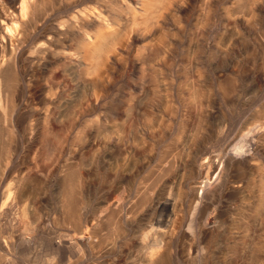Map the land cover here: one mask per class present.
Returning <instances> with one entry per match:
<instances>
[{
	"label": "rangeland",
	"instance_id": "374dc122",
	"mask_svg": "<svg viewBox=\"0 0 264 264\" xmlns=\"http://www.w3.org/2000/svg\"><path fill=\"white\" fill-rule=\"evenodd\" d=\"M109 1L110 0H56L54 2L56 5L49 7V10L46 13L44 12L45 14H39L42 20L47 19L46 21L48 23L45 21L47 26H50L52 22H57L60 19H66V22H68V20L74 18L76 11L81 8H88L93 12L91 15L93 17H91L92 22H95L94 18L99 21L100 18L104 20L100 36L93 42L94 46L88 61L92 64H96L97 68L104 69V72L106 71L105 69H107L105 74L98 79L96 78V69L89 74L90 80L97 85V93H94L93 90H91L92 88L87 91L93 102V106L89 116L90 121L87 122L88 127L86 129H90L95 135V143L90 148L84 150L87 164L92 171V175H94L91 179L90 189L99 188L98 190L101 192V189L110 188V186L114 188L120 183L127 185L129 188L131 186L129 197L132 198V196H134L132 200H135L138 196L137 192L144 189L143 187L139 189L140 185L143 186L144 184L147 186L154 181H152V179H154L152 172L160 166V162L162 161H159V159L164 152L162 149L166 146L167 142H169L167 146L170 145L169 139L172 138L171 144L177 146L175 137L178 133L184 136L182 140L183 142L185 141V145H187L189 149H187L189 157L186 154L187 157L183 156L179 160V170L176 172L174 185H178L180 182L186 183L188 179H191L190 177L197 175V173H195L196 171L192 170L190 172V170L193 168V163L196 162V159L198 160L203 153L211 152L216 154L226 145H231L230 142L235 136L239 135L238 137L241 138L243 154L245 156L248 154L249 156L253 155L251 153L255 151L260 143L257 137L258 134L252 132L247 136H243L246 130L240 127L242 122L244 123L249 120L256 113V109H260L264 104V0H126L123 3L121 2L120 7L109 5ZM18 2L16 3L17 6L19 5ZM11 3H13L12 0H0L1 7L7 6L8 8H12ZM128 4H132L130 8H128ZM225 12H230L231 17ZM111 17L114 18L115 21L109 26L105 21H111ZM243 17H246V19L248 18V20L245 21ZM223 24H229L227 27L230 26V29L222 33V38L226 41L222 40L221 42L219 39L220 44L218 46H222L217 49V47L214 48V40L212 38H215L213 34H217L215 31L217 28L220 27V30L224 28ZM77 25H79V29L81 26H84L93 32L96 30V24L85 23L84 25H80L78 23ZM77 30L76 28V30L69 33L67 37H63L66 45H68L71 50H76L79 44ZM237 30L239 31L237 32ZM173 34H176L177 37L173 36ZM37 35L38 31H36V33L32 32L31 37H36ZM171 41L175 42V47L173 44H169ZM210 41L212 42L210 43ZM204 44L210 48L212 47L211 50L214 49L212 55H208V48L205 47ZM197 46H199V49L196 51L195 49ZM194 50L197 57L193 53ZM194 59L197 60L195 61ZM186 63L190 64V68L193 67V69H189L185 72V68L188 67ZM184 65L185 68L183 67ZM197 67L200 69L199 74L197 72ZM159 68L165 74H160L161 71ZM218 71H224L236 77L238 80L237 90L229 96H224L218 88ZM156 72L158 75L160 74L161 78H164V81L165 79L168 81H166V83H168L166 84L168 85V90L166 91V94L169 96L168 99L165 98L160 91L158 92V89L164 87L161 85L162 82L160 83V80L157 82L158 78ZM61 77H63L62 72L59 70V67L55 65L50 69V75L46 80L52 83L56 82V80ZM197 80H199V82ZM43 82L44 74L43 71L39 69L35 73L32 84L30 86L25 85L23 96L25 99L28 98L26 102L30 103L32 109L28 110L26 108V110L23 111L24 115L18 127L16 140L13 142L14 151L8 159V162L0 165V253L4 254L2 258L0 257V264H53L55 261L57 264H116L113 262L116 259L118 260V258L122 259L120 262L121 264H140L141 261L139 258L142 257L141 254H143V251H141L139 249L140 247L137 245L138 241L145 235V232L131 233L128 238L129 240L126 242L121 236L118 237V235L115 238L116 242L110 240L111 242L108 241L110 244L106 242L99 247L100 245L97 246L98 244L95 245V243L100 236H103V234L106 235L108 229H103L104 231L102 230L101 234L95 235V237L97 236L95 238L89 231L78 232L74 227H71L72 225L69 226L70 223L65 222V224L63 221H60V214L62 213L60 204L61 178L64 175L66 165L74 159L72 156L80 142H76L78 145H75L73 139L76 138L78 130L83 126L81 123L75 122L71 124L66 121L65 127H69L68 130L61 129L63 128V124L57 122L55 119L57 116V105L61 103L60 97L58 99H52V102L50 101L47 103V96L40 91ZM64 82L65 89L61 92L63 96L62 100L69 97V92L73 88V84L69 78L65 79ZM196 83H200L204 88H211L210 97L204 99L207 100L208 106L211 105L212 109L208 106H204L205 108L202 109V113L205 115V119L202 120L201 123L197 113L201 109L199 108L200 104L198 106L197 102V104L195 101H193V103L191 100L188 98L185 99L184 97H188V93H190L191 90L190 88ZM154 87H157L156 96L155 94H151V88ZM162 105L165 106V108ZM47 106H49L48 109H50V116L48 119L49 122L45 123L39 112L45 110ZM167 107L169 109H167ZM109 116H113V120H115L113 123L116 125L115 128L119 127L117 128L118 131H121V134H123L121 135L120 141L116 138L115 134L114 136L112 134L110 137L112 138L111 141H107L105 138V131H109V128H107V117ZM262 116L264 117V115ZM262 116L261 121L264 120ZM159 117H161V119ZM245 117L246 119L243 120ZM162 118L167 119L163 120ZM102 119H104V121ZM28 121L36 128L32 133L30 130H27ZM183 121L188 123L187 125L185 124L184 127L181 125ZM261 121H256V125ZM151 123L153 125H151ZM164 123L170 125L168 126L166 124L165 126ZM163 125L165 128H162ZM133 126L140 131H138L139 133L143 134V140H141L142 138L140 139L141 141L138 140L140 143L138 142V147L135 149L134 153H126L123 147L132 141L130 130L135 129ZM186 126H188L190 130L187 129ZM129 127L130 129L128 131ZM152 127H154V129ZM120 128H124L125 130ZM184 128L187 130V133ZM239 129H241V133H239ZM50 130L53 133L58 131L65 137L63 138L65 141L57 142L55 137L50 133ZM184 132L185 134L183 135ZM66 134L68 135L66 136ZM113 140L119 145L113 142ZM110 142L112 143L110 144ZM180 147H175L173 153L178 151ZM261 159L264 161V158ZM155 163L159 165L157 166ZM253 163H255V161H253ZM113 165H117V167H113ZM153 165L156 167L154 168ZM112 167L117 171L112 169ZM148 168H150L151 172ZM233 171L231 174L236 176H240V172L241 174L243 173L242 170ZM28 172L38 177L37 180L41 179V182L37 181L40 184H35L36 192L33 191L35 190L33 184L27 187L25 190L26 195L23 198L16 199L15 207L19 209L23 207L25 202H27L26 198L29 197L35 204L41 206L43 210V221L41 223L37 222L36 224L38 227L33 231L26 230V238L21 239L20 237L15 245L12 240L22 233L24 221L23 219L19 221L17 219L15 221V209L14 206H11L12 195L9 196L8 192L12 189L13 181H15L14 177L17 174L25 175ZM210 172L211 167L208 165L205 169L204 177H210ZM149 174H151L152 178H150ZM181 174L185 175L181 176ZM144 176L147 178H144ZM243 177L244 181H249V176ZM108 178H112L113 184ZM108 180L110 183H108ZM147 180L148 182H152L146 184ZM140 181L142 183H139ZM137 185L139 187H136ZM249 186L247 187L249 193H254L252 196H255V194L258 193L257 186H253V184ZM31 189L33 193L36 194L30 193ZM134 192L136 194H134ZM86 197L89 199H87L89 204L85 205L84 212L89 215L95 207V202H93L94 197L91 195L88 196V193ZM252 198L253 199L247 201L237 196L234 199L233 208L235 210L233 211L232 209V211L234 212V224L236 225L233 224L232 226H237L239 229L234 227L237 230H232L233 233L231 236H233L234 240L231 236L229 239V235H226V227L229 225L225 223L223 226L221 224L217 232L218 236H220L219 242L217 241L218 243L216 244L215 242L205 243L197 241L195 242L197 245L200 243L203 248L205 247L206 249L204 248V250L202 247L197 248L198 246L194 243L192 254L195 255L196 252L199 251V253L202 252V254L207 252L211 254L214 249V251H216L214 254L217 255V257L213 255L211 264H248L255 256L264 257V250H259L253 241L254 238H261V236V239L264 240V226L262 225L264 224V214L256 220L249 219V221L252 220L254 224L251 221L248 231L246 232H243L244 229L241 223L238 222L241 219L239 217L242 215V213H239L240 210L238 211V208L240 209L241 206H248L250 202L257 199L255 197ZM221 199L222 200L217 203L224 208L223 203L225 202L222 196ZM234 204L237 206L235 207ZM216 206H214L207 215V223L213 228L220 225V223L217 222L219 220L216 215L224 210L221 208L217 210ZM186 207L187 205L184 204V209H181V212L183 213L182 216L186 219L184 230L189 232L188 225L193 211L190 210L189 207ZM165 212L168 214L167 210ZM165 212L163 211L162 214L165 215ZM174 217L175 216L172 215V218ZM223 218L224 217H221V219ZM32 221L34 220L32 219ZM213 231L215 232V230ZM64 234H69L74 239L71 240L69 235L65 236ZM235 235L238 236V240ZM168 236H172L173 238L171 264L198 263L194 260L188 261V259L182 258V256L179 255V239L181 234L179 236V233L176 232L172 235L168 234L167 237ZM49 237L55 238L56 241L63 239L64 242L60 245L61 247H58L53 245ZM202 238L199 240H202ZM92 240L93 242H90ZM212 243H214L213 249ZM227 243L236 245V251L233 245L232 248L234 250L232 248L228 250V248H226L228 245ZM93 244L95 247H98H96L97 250H95V247L92 249L91 245L93 246ZM160 245L159 250H163V244L160 243ZM81 255L84 256L82 257ZM206 255L208 256V253ZM226 255L228 257H226ZM214 260L218 261L215 262Z\"/></svg>",
	"mask_w": 264,
	"mask_h": 264
},
{
	"label": "bare ground",
	"instance_id": "6f19581e",
	"mask_svg": "<svg viewBox=\"0 0 264 264\" xmlns=\"http://www.w3.org/2000/svg\"><path fill=\"white\" fill-rule=\"evenodd\" d=\"M55 1L56 0H12L13 2L11 3L12 8H8L6 5L5 6L7 8L0 6L1 7L0 8V165L2 163L5 164L6 162H8V159L11 157L14 151L13 142L16 140V136L18 133V127L21 123L22 116L24 115L23 111L26 110V108L28 110L32 109V106H30V103L26 102L28 98L25 99L23 94L25 91V85L30 86L32 84L33 78H35L36 71L40 69L43 71V74H44V82L41 85L40 91L41 93H44L47 96L46 102L47 103L50 101L52 102V99H58L60 97L61 103L57 105V116L55 117V119L57 120V122L63 124V128L61 129H64L66 131L68 130L69 127L68 128L65 127L66 121H68L71 124L75 122L81 123V125L83 126L82 128L78 130L76 138L73 139L75 145H78L76 142H80V144L78 145V148L75 149L74 155L72 156L74 159L71 157L73 160L72 162H69L66 165V169L64 170V175L61 178L60 204H61L62 213L60 214L61 216L60 221H63V223L65 222L70 223L69 226L72 225L71 227H74L76 231L78 232L89 231L94 237L97 234L98 235L101 234L103 229L105 228L108 229V232H106V235L103 234V236H100L98 238L97 240L98 243L97 241L96 243L94 242L95 245L97 244H98L97 246L100 245L99 247H101V245L105 244L106 242L107 244L111 241L116 242L115 238L118 235H119L118 237L121 236V238L126 242L127 240H129L128 238L131 235V233L145 232L144 233L145 235L138 241V245H137L138 247H140L139 249L143 251V254L139 252L142 255V257L140 258L138 257L141 261L140 264H171V252H172L171 250H172V245H173V238L172 236L167 237V235L168 234L172 235L178 232L179 236L181 234L180 239H179L180 246H179L178 252L180 253L179 255L182 256V258L184 257L188 259V261L194 260L198 262L197 264H211L213 255H215L214 253L216 252L213 249L214 243H212V249H213V250L211 249L212 253L210 252L211 254H209V252H207L208 256L206 255L207 253H203V254L202 252L199 253L200 251L196 252V254L193 255L192 254L193 244L197 241L198 242L201 241L205 243L215 242L217 244L219 242L218 240L220 237L217 234L219 226L221 227V224L225 225V223L229 225L226 227V235H229L228 236L229 239L231 237L233 239V236H231L233 233L232 230L238 229L237 226H234L237 229H235L232 226L234 224V219H235L233 215L234 213L233 211L235 210L233 208L235 197L240 196L242 199H245L247 201L250 199H253L252 197L257 198V199H254L252 202H250L248 206H241L240 209L237 207L238 211L240 210L239 213H242L241 217H239L241 219L238 222L241 223L244 229L243 232L248 231V227L252 220H256L257 218H259L260 216L264 214V161L261 159V158H264V120L261 121V116L264 115V104L261 106V108L259 106L260 109H256L255 111L256 113L252 117L250 116L251 118L249 120L245 121L244 123L242 122L241 127H240L241 129L243 128L246 130L243 133V136H247L251 134L252 132L253 133L256 132L258 134L257 137L259 138L260 143L256 147L255 151L251 153L253 155L249 156L248 154L245 156L243 154L242 152L243 145L241 144V138L238 137L239 135L235 136L234 139L231 140L230 142L231 143V145H229L230 147L226 145L216 154H213L211 152H205L203 153L204 155L202 154L203 156L202 155L201 157L198 156L199 159L198 160L196 159V162L193 163V168L191 169L190 167L191 169L190 172L192 170L196 171L195 173H197V175L192 176L190 174L192 177H190L191 179L190 180L188 179L186 183L180 182L178 185H174V178H175L176 172H178L177 170H179V167H178L179 165L178 163H180L179 160L183 156L187 157L186 154L187 155L189 154L188 152L189 149L187 148V145H185L186 144L185 141L183 142L182 140V137L184 138V136L178 133L181 129H183L181 128L177 132L178 134L175 137V143L177 144V146L171 144L172 138L169 139L170 145L167 146V143L169 144V142H167L166 146L165 145H164L165 147L163 146L164 148L162 150H164V152L163 154H161L162 157L161 158L159 157L160 158L159 161L161 160L162 162H160L161 163L160 166H158L159 164H156L157 163L156 162L155 165H157L158 167L156 168V170L154 171L152 170L153 171L152 174L154 176V179H152V181L153 180L154 181L153 182L151 181L152 182L151 183V182H148L147 180L146 184L151 183V184H148L147 186L144 184L143 186H141L139 184L140 185L139 189H142V187L144 189H142L139 192L135 191L138 194V196L136 195L137 198L135 200H132L134 196H132V198L129 197V194H130L129 190L131 186L129 188L127 185L120 184V183L116 185V187L114 188L110 186V188L101 189V192L98 190L99 188L98 189L93 188L91 190L90 189L91 179L94 177V175H92V171L89 165L87 164L86 157L84 156V150L86 148H90L95 143L94 142L95 135L93 134V132L90 131V129H86L88 127L87 122L90 121L89 116H90V113L92 111V106H93V102L91 101V98L89 97L87 91L88 89L90 90L92 88L91 90H93L94 93H97V85L94 84V82L90 80L89 74L91 73V71L96 69L97 70L96 78L98 79L99 77H102L105 74L107 69H105L106 71L104 72V69L102 70V68H97L96 64H92L88 61L90 58L91 50L94 46L93 42L97 40V38L100 36L101 30L103 28L102 24L104 23V20L103 18L99 17L100 21L94 18L95 22H92L93 17L91 15L93 14V12H91L88 8H81L77 10L76 13L74 14V18H73L74 20L71 19V20H68V22H66L67 21L66 19H60L58 21L56 20L57 22H54V23L52 22L50 26H47L48 22L46 21L47 20L46 17H45L46 20H42L39 17V14L44 13V12L46 13L49 10V7H51L52 5H56L54 3ZM125 1L126 0H110L108 3L111 6L120 7L121 2L123 3ZM17 2L19 3L18 6L16 5ZM131 5L128 4L127 5L128 8H130ZM8 6H9V3H8ZM225 13L227 15L228 14L230 15V12H225ZM243 19H245V21L248 20V18L246 19V17L245 18L243 17ZM110 20L111 21L109 20L105 21L106 24L109 26L112 25V23L115 21L114 18L112 17ZM78 23L80 25H84L85 23H89L93 25L96 24L95 26L96 30L94 29L95 32H93L92 30L87 29V27H84V26L83 27L81 26V28L79 29L78 28L79 25H77ZM228 25L229 24L227 25L223 24L224 28L221 29L223 31L220 30V27L217 28V30H215L217 34H213L215 35V38H212L214 40V43H213L214 48L217 47V49H219V47L222 46V45L218 46L220 44L219 39L222 42L223 40L222 33L230 29V26L227 27ZM76 28L78 29L77 35H79V44L76 50H71L68 47V45H66L63 37H67L69 33L76 30ZM36 31H38V35L36 37H31L32 32L36 33ZM238 31L239 30H237V32ZM173 36L177 37L176 34H173ZM212 41H210V43ZM223 41H226V40H223ZM169 44L170 45L173 44L174 47L176 46L174 41L173 42L171 41ZM205 47L208 48L207 49L208 55H212L214 53V49L211 50L212 47L211 48L209 46H205ZM197 49H199V46H197L195 50L197 51ZM195 50L193 51V53L195 52ZM55 65L59 67V70L62 72L63 77L56 80V82L51 83L50 81L48 82L46 79L50 75V69H52ZM185 65L183 66L184 68H185ZM190 67L191 65L188 64V67L185 68V72H187L189 69H193V67L192 68ZM160 71H161L160 74L164 73L162 72V70ZM199 71L200 69L198 68L197 70L198 74H199ZM217 73H218V88L221 90L224 96H229L230 94H232L234 91L237 90L238 80L236 77L224 71H220V72L218 71ZM160 74L158 75L157 73L156 75L158 78L157 82H159L160 80V83L162 82L161 85L164 88L160 86L161 90L158 89V92L160 91V93L163 94L164 97L168 99L169 96L168 94H166V91L168 90L167 89L168 85L166 84L168 83H166L167 81L166 79L164 81V78L163 77H162L163 79L161 78ZM68 78L72 82L73 88L69 92V97L62 100L63 96L61 92L64 91L65 89L64 80ZM197 81L199 82V80ZM190 89L191 90H190V93H188L189 94L188 97L187 96H184V97L185 99L188 98L189 100H191V102L193 101H195V103L197 102L198 106L200 104L199 108L201 109L197 113H198V117L201 123V121L205 119V115L202 113V109L208 106L207 100H205L204 98L210 97L211 88H204L203 85H200V83H196L192 85V88ZM156 91H157V87L151 88V94L157 93ZM156 95L157 94H155V96ZM48 107L49 106H47L45 110L39 112L42 115L41 117H43V122L45 123L49 122L48 119L50 116V111H49L50 109H48ZM163 107L165 108V106ZM168 107L167 109H169ZM208 107L212 109L211 105ZM205 113H206V110H205ZM159 118L161 119V117ZM113 119H114L113 116L107 117V123H108L107 128H109V131H105L106 132L105 138L107 139V141H111L112 138L110 137L112 136V134L113 136L115 134L116 138L119 139L120 141L122 137L121 135L123 134H121V131H118L117 128L119 127L115 128L116 125H114L113 123V121L115 120ZM166 119H163V120H166ZM245 119L246 117L243 120ZM102 120L104 121V119ZM184 121L181 122L182 127H184L185 124L186 125L188 124ZM256 121H261V122H259V124L256 125L255 123ZM27 125H28L27 130L28 131L30 130L31 133L33 130L36 129L33 127V124H30L29 121ZM151 125L153 124L151 123ZM130 127L128 128V131ZM186 127L187 129L190 130L188 126ZM152 128L154 129V127ZM162 128H165L164 125L162 126ZM241 129H239V133H241L240 132ZM138 131L139 130L137 128H135L134 130H130V134H132L131 136L132 141L128 143L125 147H123L125 148V151L123 150L124 152L126 153L135 152V149L138 147V142H139L138 140H140L141 138H142L141 140H143V137H142L143 134L139 133L140 131L139 132ZM149 131H152V130H149ZM185 132L187 133V130H185ZM185 132L183 133V135L185 134ZM50 133L55 137L57 142L65 141V139H63L65 137H63L58 131L53 133L50 130ZM67 135L68 134H66V136ZM151 136H154V135H151ZM113 142H116V141L113 140ZM111 143L112 142H110V144ZM175 147L177 148L180 147V149H178V151L173 153V150L175 149ZM253 161H255V163H253ZM117 165H113V167H117ZM155 165H153L154 168L156 167ZM208 165H210L211 167V172H210L211 175L210 177H204V172ZM113 167L112 169L115 170V168ZM150 168L148 169L150 170ZM233 170H239V171L242 170L243 173L241 174L240 172L239 173L240 176L237 175L238 176L237 177L236 175L231 174ZM149 175H150V178H152L151 174ZM182 175H185V174H181V176ZM243 176L245 177L249 176L250 177L249 181H244ZM144 178H147V177L144 176ZM14 179L15 181H13L12 189L9 190L8 192L9 196L12 195L11 206H14V209H15L14 219L15 221L17 219L18 221L20 219H23L24 221L22 233L17 235L16 238L12 240L13 243L16 245L20 237L21 239L26 238V230L33 231L34 229L38 227L36 223L37 222L41 223L43 221V210L39 204H35L34 201H32L29 197L26 198L27 202H25L23 207H21L20 209L15 207L16 199L23 198L26 195V192H25L26 188L31 186V184L34 185L35 190L33 191L36 192L35 184L38 183L37 181H40L41 179L37 180L38 177L34 176L30 172H28L25 175L17 174L14 177ZM111 182L113 184L112 180ZM108 183H110V181ZM139 183H142V182L140 181ZM249 184L250 186H252V184L253 186L256 185L257 192L259 194L256 193L255 196L254 195L252 196V194L254 193L252 194L249 193V190L247 189ZM136 187H139V186L137 185ZM30 191H31L30 193L36 194V193H33L32 189ZM135 192L134 194H136ZM87 193H88V196L91 195L94 197L93 202H95V207L93 208L92 212L89 215H87V213L84 212L85 205L89 204L88 202L89 199L88 197H86ZM221 196L223 197L224 202H225L223 203L224 208H222L221 205L217 203L222 200ZM91 201H92V198H91ZM184 204H186L187 207H189L190 210L193 211V214L191 215L192 217L190 218V223L188 225L189 232L184 230L186 219L184 216H182L183 213L181 212L182 211L181 209L185 208V207L183 208ZM214 206H216L217 210L218 208L224 209L222 211L219 210L221 212L216 215V217L218 216V220H219L217 222L220 223V225L218 226L216 225L217 226L216 228L210 227L209 224L207 223V215L210 212V210L213 209ZM166 210L168 211V214L165 212ZM163 211L165 212V215L162 214ZM172 215H174L175 217L172 218ZM221 217H224V218L221 219ZM32 219L35 222L32 221ZM249 219H252V220L249 221ZM262 225L264 226V224ZM213 230H215V232ZM64 235L66 236L69 234H64ZM239 236H242V235H239ZM237 237L238 236H236V238ZM49 238H51L53 245L58 246V247H61L60 245H62V243L64 242L63 239H59L58 241H56L55 238H52V237H49ZM69 238L71 240L74 239L70 235H69ZM200 238H202V240H199ZM261 238H258V237L257 239L254 238L253 241H254L255 246L258 247L259 250H264V240ZM238 239L239 238H237V240ZM90 242H93V240ZM160 243H162L163 244L162 247H164L163 250L160 249L161 251L159 250V247L161 246ZM198 244L199 245L196 244L198 246L197 248H201V247L202 249L205 248V247L203 248L202 244L200 243ZM95 245L94 244L93 246L91 245L92 249H94L93 247H95ZM232 245L233 244L229 243L226 246V248H228L229 250L234 246V249L236 251V248H235L236 245H233V246ZM96 247H95V250H97L98 248ZM3 256L4 254L0 253V257L2 258ZM215 256L217 257V255ZM226 257L228 256L226 255ZM139 259H138V262H139ZM121 261L122 259L118 258V260L116 259L113 263L121 264L120 263ZM214 261L216 262L218 260H214ZM53 264H57V262L55 261L53 262ZM248 264H264V257L255 256L252 258L251 262L250 261L248 262Z\"/></svg>",
	"mask_w": 264,
	"mask_h": 264
}]
</instances>
